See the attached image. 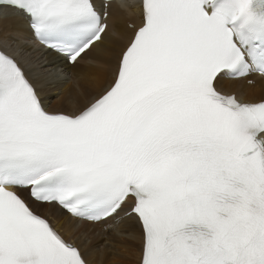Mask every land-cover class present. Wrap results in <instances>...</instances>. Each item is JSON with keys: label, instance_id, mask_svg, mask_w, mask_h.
Here are the masks:
<instances>
[{"label": "snow or ice", "instance_id": "6c2138e0", "mask_svg": "<svg viewBox=\"0 0 264 264\" xmlns=\"http://www.w3.org/2000/svg\"><path fill=\"white\" fill-rule=\"evenodd\" d=\"M110 6L0 0L25 44L106 72L49 109L45 57L0 40V264H91L56 207L106 240L135 220L138 264H264V94L230 87L264 84V0H125L122 24Z\"/></svg>", "mask_w": 264, "mask_h": 264}, {"label": "bare ground", "instance_id": "6f19581e", "mask_svg": "<svg viewBox=\"0 0 264 264\" xmlns=\"http://www.w3.org/2000/svg\"><path fill=\"white\" fill-rule=\"evenodd\" d=\"M125 0L111 1L110 13L117 23L128 19L129 10L121 7ZM131 2V0H128ZM30 35L26 21L6 11L0 12V40L15 39L24 51L35 59L44 56L43 63L49 64L47 73L41 79V94L49 109H71L82 102V89H96L106 81V72L96 61L85 60L75 68L66 67L57 62L56 58L35 44H25L24 38ZM106 55L102 49L98 56ZM231 88L244 91L250 96L264 94V84H257L252 89L242 82H233ZM44 214L54 222L63 226L65 234H78L83 246L89 251L91 264H138L140 252L139 226L133 219L125 217L120 224L123 235L109 230L106 240L103 235H95L102 227L84 221H77L68 217L58 207L46 208ZM111 246L105 249V245ZM134 247V248H133ZM134 249V251H133ZM113 259L114 261H111Z\"/></svg>", "mask_w": 264, "mask_h": 264}, {"label": "rangeland", "instance_id": "374dc122", "mask_svg": "<svg viewBox=\"0 0 264 264\" xmlns=\"http://www.w3.org/2000/svg\"><path fill=\"white\" fill-rule=\"evenodd\" d=\"M134 248V247H133ZM133 251H134V249H133ZM111 261H114L113 259H111Z\"/></svg>", "mask_w": 264, "mask_h": 264}]
</instances>
